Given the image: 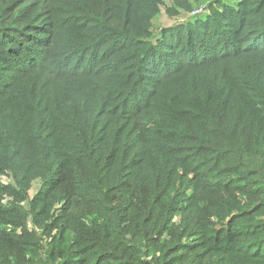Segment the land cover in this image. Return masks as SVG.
<instances>
[{
    "label": "trees",
    "instance_id": "trees-1",
    "mask_svg": "<svg viewBox=\"0 0 264 264\" xmlns=\"http://www.w3.org/2000/svg\"><path fill=\"white\" fill-rule=\"evenodd\" d=\"M0 264H264V0H0Z\"/></svg>",
    "mask_w": 264,
    "mask_h": 264
},
{
    "label": "rangeland",
    "instance_id": "rangeland-1",
    "mask_svg": "<svg viewBox=\"0 0 264 264\" xmlns=\"http://www.w3.org/2000/svg\"><path fill=\"white\" fill-rule=\"evenodd\" d=\"M168 12H166L165 8L163 7L162 8V11L161 13L159 14L158 16V19L156 20V23L158 25H172V24H175L179 21V16L180 14L172 17L170 16L169 14H167ZM185 12L182 13V15L184 14ZM37 182L34 183V186H33V189H32V193H34L37 189Z\"/></svg>",
    "mask_w": 264,
    "mask_h": 264
}]
</instances>
